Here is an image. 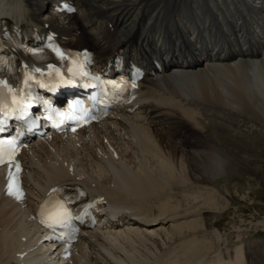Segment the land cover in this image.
Here are the masks:
<instances>
[{
    "label": "bare ground",
    "instance_id": "1",
    "mask_svg": "<svg viewBox=\"0 0 264 264\" xmlns=\"http://www.w3.org/2000/svg\"><path fill=\"white\" fill-rule=\"evenodd\" d=\"M50 1L0 0V27L55 31L69 45L92 48L99 62L119 49L151 53L163 70L142 88L137 118L123 125L109 120L54 140L49 150L30 145L25 208L0 194V264H42L44 256L52 257L47 245L30 250L40 231L29 215L36 199L58 184L82 185L91 195H104L112 209L127 210L125 226L90 236L73 264H156L162 251L169 259L163 263L186 264L189 255V264H257L252 247L246 254L216 255L215 263L209 253L195 259V244L184 245V238L197 228H213L205 214L201 225L191 221L166 229L173 245L154 236L165 229L170 211L160 198H174L175 187L183 192L229 180V162L243 163V154L264 145V0H76V15L53 13ZM134 158L140 160L135 165ZM152 204L159 215L148 213ZM154 221L158 229L149 225ZM158 245H168L169 252H158Z\"/></svg>",
    "mask_w": 264,
    "mask_h": 264
},
{
    "label": "rangeland",
    "instance_id": "2",
    "mask_svg": "<svg viewBox=\"0 0 264 264\" xmlns=\"http://www.w3.org/2000/svg\"><path fill=\"white\" fill-rule=\"evenodd\" d=\"M255 144L257 145L260 143L255 142ZM262 144L263 143L258 145L259 148L253 149L254 151L251 150L243 154L242 157L247 167L243 166V164H245L244 162L240 163L234 160L229 162V164L231 163L229 180L225 181V179H218L217 181H220L216 183L215 186L204 184L193 187L196 185L194 184L183 192L175 190V188H178L175 187L172 190L174 192H172L174 194L173 196H175L174 198L170 199L167 196L165 198L162 197V201H165V203H163L166 208H168V211L174 210V213L180 212L181 209L183 211H181L182 213H178V216L182 217L178 218L177 222H169L167 225L163 226L165 229L162 230L163 232L159 233L158 236H154L155 240L161 241L160 243H162V237H165L167 238L166 241L170 242V245H173L174 241H170L171 235L165 232L167 231L166 229L170 227V229H172L176 223L183 224L191 221L193 223L197 222L195 225H201L205 214L208 215V219L213 221V228L210 230L205 229V227L197 228L196 231L198 234H186V238H184V245L194 246L195 244L197 250L195 255L197 257L195 259H198L206 253H209L211 258L223 252H231V255L234 256L236 251L239 250L246 254L247 248L252 247L254 251L253 258H256L257 264H264V145ZM246 147L249 150L248 146ZM138 161H140L139 158H134V165L137 164ZM101 175L103 177L105 174L101 173ZM186 186H188V184ZM169 192L171 193V189ZM166 203L172 204L167 206ZM174 204L175 207L178 208H175ZM157 208L159 207L154 204H152L151 207L149 206L152 213L158 212L159 209ZM170 211L169 214H172ZM149 231L151 232L152 230ZM213 231H215L218 236H215ZM203 241L206 246H203ZM200 245H202V247ZM167 246L158 245V252L169 249V246ZM177 249L175 248L172 250L175 252ZM255 249L257 250L255 251ZM165 252H169V250H165ZM161 253L163 254L164 251L159 252L156 256L162 255ZM256 253H258V255H256ZM188 258L189 255L186 260L183 258L186 264L191 263L190 258Z\"/></svg>",
    "mask_w": 264,
    "mask_h": 264
},
{
    "label": "snow or ice",
    "instance_id": "3",
    "mask_svg": "<svg viewBox=\"0 0 264 264\" xmlns=\"http://www.w3.org/2000/svg\"><path fill=\"white\" fill-rule=\"evenodd\" d=\"M31 105H29L30 107ZM52 223H61L62 221L67 219V213H63V214H57L55 217H51L50 218Z\"/></svg>",
    "mask_w": 264,
    "mask_h": 264
}]
</instances>
